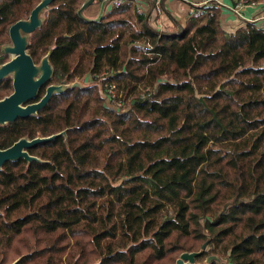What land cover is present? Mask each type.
I'll list each match as a JSON object with an SVG mask.
<instances>
[{
    "label": "trees",
    "instance_id": "1",
    "mask_svg": "<svg viewBox=\"0 0 264 264\" xmlns=\"http://www.w3.org/2000/svg\"><path fill=\"white\" fill-rule=\"evenodd\" d=\"M38 1L0 0V46ZM83 2L53 0L28 52L53 66L37 99L92 83L0 126L2 148L66 130L0 169V264H175L205 241L197 263L264 264V27L227 31L213 5L160 31L133 1L87 21Z\"/></svg>",
    "mask_w": 264,
    "mask_h": 264
},
{
    "label": "water",
    "instance_id": "2",
    "mask_svg": "<svg viewBox=\"0 0 264 264\" xmlns=\"http://www.w3.org/2000/svg\"><path fill=\"white\" fill-rule=\"evenodd\" d=\"M53 0H39L25 18L15 21L8 29L9 40L0 46V55H7L9 58L0 63V80L9 77L12 81V91L0 98V126L16 120L36 114L45 107L54 94L63 93L69 88H85L88 84L84 81L50 83L46 86L44 94L37 99L40 88L47 84L53 74V66L50 63V51L44 54L36 63L28 52V44L34 31L39 28L46 11ZM96 0H84L77 14L87 21H95L102 14L90 18L84 15V10ZM116 0H103L102 6ZM66 130L49 136H36L28 138L20 137L7 147H0V169L6 161H13L24 158L27 161L43 160L28 152L30 147L46 142L60 135H65ZM205 241L197 251H184L179 254L175 264H208L211 260H216L220 264H227L217 255L207 257L205 263H197L195 257L201 254L207 246ZM20 258L15 259L10 264H16Z\"/></svg>",
    "mask_w": 264,
    "mask_h": 264
},
{
    "label": "crops",
    "instance_id": "3",
    "mask_svg": "<svg viewBox=\"0 0 264 264\" xmlns=\"http://www.w3.org/2000/svg\"><path fill=\"white\" fill-rule=\"evenodd\" d=\"M133 1L136 6L143 12L152 14L151 24L160 31L173 27L177 24L182 28L185 27L188 19L193 16V4L185 3L181 0H162L161 11H156L154 0H123V2ZM217 5L220 10V22L227 31H233L237 27L245 24L246 20L255 21L258 25L264 27V3L258 5H249L241 8L238 12L231 9L233 1L218 0ZM103 0H96L84 10L86 17H96L99 14H105L114 2H109L102 6ZM211 7V6H209ZM228 28V29H227Z\"/></svg>",
    "mask_w": 264,
    "mask_h": 264
},
{
    "label": "built area",
    "instance_id": "4",
    "mask_svg": "<svg viewBox=\"0 0 264 264\" xmlns=\"http://www.w3.org/2000/svg\"><path fill=\"white\" fill-rule=\"evenodd\" d=\"M181 1L194 5L193 13H192L193 16H197L200 13H202L203 7L213 6L214 4H212V2H215V4H217V5H221V2L219 4L218 0H181ZM121 2H122V0H116V1H114V5L115 4L117 5V4L121 3ZM161 2H162V0H154V5L156 7V11H158V12L161 11ZM244 4H245L244 0H239L237 2L235 1L232 4L231 9L234 12H238L241 8H243ZM253 5H254V3H253ZM138 11L139 12H143L139 8H138ZM106 92H107L106 96H107L108 100H110L113 103L114 107L119 108L120 110L122 108H125L124 107V102H123V99H122V95H121L120 92H117V88H116L115 85H110L107 88Z\"/></svg>",
    "mask_w": 264,
    "mask_h": 264
},
{
    "label": "rangeland",
    "instance_id": "5",
    "mask_svg": "<svg viewBox=\"0 0 264 264\" xmlns=\"http://www.w3.org/2000/svg\"><path fill=\"white\" fill-rule=\"evenodd\" d=\"M236 2L237 1H239V0H235ZM245 1V4L243 5V7H245V6H249V5H253V3H254V5H258V4H263L264 3V1H260V2H256V1H253V2H248L247 0H244ZM122 2H123V0H122ZM228 29V28H227ZM8 41V40H7ZM6 41V42H7ZM6 42H4V43H6ZM8 56H7V60H8ZM77 80H79V81H84L86 84H91L92 83V81L90 80V77H87L86 79H84V78H80V79H77ZM120 90H122L121 88H120ZM106 102L109 104L110 103V100H108L107 98H106ZM126 108V107H125ZM206 261V260H205ZM205 261L204 262H202V263H205Z\"/></svg>",
    "mask_w": 264,
    "mask_h": 264
},
{
    "label": "flooded vegetation",
    "instance_id": "6",
    "mask_svg": "<svg viewBox=\"0 0 264 264\" xmlns=\"http://www.w3.org/2000/svg\"><path fill=\"white\" fill-rule=\"evenodd\" d=\"M5 61H6V60H5ZM5 61H4V62H5Z\"/></svg>",
    "mask_w": 264,
    "mask_h": 264
}]
</instances>
